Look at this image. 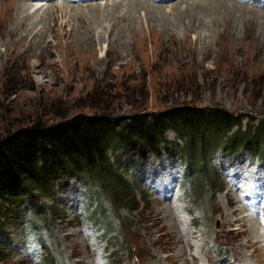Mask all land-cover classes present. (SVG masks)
Listing matches in <instances>:
<instances>
[{"label": "rangeland", "instance_id": "374dc122", "mask_svg": "<svg viewBox=\"0 0 264 264\" xmlns=\"http://www.w3.org/2000/svg\"><path fill=\"white\" fill-rule=\"evenodd\" d=\"M22 1L7 0L12 9L1 13L13 20L19 4L26 3L39 28L51 17L61 23L55 36L36 40L42 47L17 49L8 65L0 63V137L38 121L52 125L78 114L130 116L181 105L225 108L243 116L244 128L249 116L264 118V20L238 9L264 14L255 1H222L234 23L229 38L224 25L212 26L211 18L206 19L210 30L186 31L172 10L177 3L186 9L184 0H142L166 7L168 13L155 16L126 1ZM57 3L66 9L54 7ZM206 6L189 10L221 18L214 5ZM82 26L93 28L94 36H77ZM167 138L182 143L173 131ZM118 156L123 165L138 163L123 171L136 185L131 201L115 202L97 185L78 181L59 186L52 196L40 198L43 212L27 208L26 216L9 226L0 264H264V237L258 243L249 224L257 222V232L264 233V216H258L264 199L258 209L252 207L264 191L263 159L232 160L220 152L212 162L222 179L218 192L220 185L209 184L206 176L202 190L187 184L185 168L165 151L159 156L148 151L144 159L142 154ZM235 195L239 203L230 213L228 199ZM243 208L245 225L228 223ZM183 232L190 236L182 238ZM185 245L192 246L187 253L181 250Z\"/></svg>", "mask_w": 264, "mask_h": 264}, {"label": "trees", "instance_id": "16d2710c", "mask_svg": "<svg viewBox=\"0 0 264 264\" xmlns=\"http://www.w3.org/2000/svg\"><path fill=\"white\" fill-rule=\"evenodd\" d=\"M249 119L244 128L243 116L225 108L181 105L130 116L78 114L52 125L38 121L0 137V253L9 226L17 225L27 208L43 212L40 198L59 186L78 181L97 185L115 202L131 201L136 185L124 173L138 163L123 165L119 154L144 159L148 151L155 156L165 151L185 168L187 184L202 190L206 176L221 192L222 179L212 163L220 152L232 160L244 155L264 160V118ZM169 131L182 143L168 140Z\"/></svg>", "mask_w": 264, "mask_h": 264}, {"label": "bare ground", "instance_id": "6f19581e", "mask_svg": "<svg viewBox=\"0 0 264 264\" xmlns=\"http://www.w3.org/2000/svg\"><path fill=\"white\" fill-rule=\"evenodd\" d=\"M12 1V0H11ZM17 1V0H16ZM22 1V0H20ZM50 2V0H48ZM69 2H73V3H78V2H81V0H78L76 2V0H67ZM125 1L127 2V5H136L137 7L138 6H141V10L144 9L145 7H147V10L150 11L149 12H146L147 14H149L150 16L154 15L155 14H161V13H168V11L166 12L165 8L166 7H157L155 6L154 4L152 3H149V2H146V1H142V0H120V1H113V4H125ZM150 1H153L156 3H163V2H167V1H176V0H150ZM183 1V0H181ZM222 1L224 0H184L185 4L187 5V8L184 9V8H180L176 5H172V10L174 11V17L177 19V20H180V22H182V24L185 25V29L186 31H192L194 29H200V30H210V23L212 24V26H215L216 28H220L222 25H224V36L229 38V37H233L234 36V29H233V21L232 19L230 18V15L227 14L225 11H223V9H226V6H224L223 4H227L226 2L223 3ZM236 1V0H235ZM237 1H240L242 3H253V1H255V3L261 7V8H264V3L261 4L258 2V0H237ZM10 2V0H9ZM15 2V1H14ZM23 2V1H22ZM25 2V1H24ZM43 2V1H41ZM17 3V2H16ZM48 3V2H47ZM222 3V4H221ZM254 3V4H255ZM24 4V5H23ZM23 4H19L18 6V10L20 11L19 13L16 14V16L14 17V19L12 20L11 17L9 16H5L4 14L1 13V11L3 12H8L10 11L12 8L8 5L7 3V0H0V63L3 62V66L5 65H8L9 62L12 61V58H13V54H15L17 52V49H22L24 48L26 51H29L31 50L34 46H37V47H42L43 43L42 44H39L36 40L38 39H42L44 40L45 38H48L49 36L51 35H56L58 30H59V20L55 17H51V21L50 23H47V21H44V26L42 28H39V24L37 21H35L33 18H32V14H31V8L26 6L25 4L26 3H23ZM198 5H203V4H206L207 6H211V5H214V9L215 11H218L220 12V14L222 15L221 18H215V17H210L208 16L207 14H198V13H194V14H191L189 8L190 7H194V5L197 6ZM14 5V4H13ZM23 5V6H22ZM62 5V4H61ZM181 5V4H180ZM54 7H58V8H62L63 9H66V6H60V4L58 5V3L56 5H53ZM206 6V7H207ZM43 7V6H42ZM68 7V6H67ZM92 7V6H91ZM203 7V6H202ZM235 8H237L238 6H233ZM254 7V6H253ZM79 8H81L79 6ZM103 8V7H102ZM101 8V9H102ZM208 8V7H207ZM206 8V9H207ZM210 8V7H209ZM244 8V9H243ZM240 9V7L238 8L242 14L246 13V14H249V15H254L256 17H258L260 20H264V14L260 11H253V10H250L248 8H245L243 7ZM14 9V8H13ZM33 9V8H32ZM39 9V8H37ZM76 9V8H75ZM83 9V8H82ZM198 9V8H197ZM200 9V8H199ZM203 9V8H201ZM213 9V10H214ZM222 9V10H221ZM69 10V9H68ZM97 10V8H96ZM139 10V8H138ZM205 10V9H204ZM203 10V11H204ZM228 10V9H227ZM15 11V10H14ZM40 12V9L37 10ZM195 11V10H194ZM202 11V10H201ZM238 11V12H240ZM101 12V11H100ZM205 12V11H204ZM207 12V10H206ZM9 13V12H8ZM14 13V12H13ZM62 13V12H61ZM209 13V12H208ZM6 14V13H5ZM78 14V13H76ZM146 14V15H147ZM241 14V15H242ZM14 15V14H13ZM48 15V14H47ZM204 15V16H203ZM211 15V14H210ZM80 16V15H78ZM111 16V15H110ZM109 16V17H110ZM118 16V15H117ZM212 16V15H211ZM12 17V18H13ZM61 17V16H60ZM148 17V16H147ZM157 17V16H156ZM163 17V16H162ZM171 17V16H170ZM238 17V16H237ZM74 18V17H73ZM85 18V17H84ZM118 19H121V20H125V17L122 16V15H119L117 17ZM159 18V17H158ZM207 18H211V21L210 23H207L206 19ZM150 19V18H149ZM234 19V18H233ZM238 19V18H237ZM48 20V19H47ZM64 20V19H63ZM69 20V19H68ZM71 20V19H70ZM132 20V19H131ZM152 20V19H151ZM176 20V21H177ZM188 20V23L186 22ZM62 21V20H61ZM65 21V20H64ZM112 21V20H111ZM114 21V20H113ZM118 21V20H117ZM128 21V20H127ZM158 21V19H157ZM176 21L174 20V22L176 23ZM61 23V22H60ZM64 23V22H63ZM129 23V22H128ZM67 24V23H66ZM80 24V23H79ZM119 23L117 22V24H115L114 26L117 27L119 26L118 25ZM152 24V23H151ZM168 24V23H167ZM178 24V23H177ZM176 24V25H177ZM76 25V24H75ZM166 25V24H165ZM32 29H30L29 27H32ZM47 26V28H46ZM133 26V25H132ZM174 26V25H172ZM75 27V26H74ZM79 27V26H77ZM76 27V28H77ZM88 27V26H87ZM158 27V26H157ZM165 27V26H164ZM169 27V26H167ZM166 27V28H167ZM175 27V26H174ZM252 26H248V29L246 30L248 32L249 30V33L252 35L253 33V30H251ZM46 28V29H45ZM63 29V26L61 27L60 26V29ZM67 29V28H66ZM168 29V28H167ZM166 29V30H167ZM74 30V29H73ZM165 30V31H166ZM64 31V30H63ZM72 31V30H71ZM70 31V32H71ZM159 32V31H158ZM212 32V31H211ZM245 32V30H244ZM60 33V32H59ZM77 36H82L83 34L88 36V37H92V34L94 36V30L93 28H84L82 26V28H79V30L76 32ZM171 34H174V33H171ZM68 35V33H67ZM73 35V34H72ZM155 35V34H154ZM58 36V35H57ZM66 36V34H65ZM246 36V35H245ZM249 36V35H248ZM52 37V36H51ZM71 37V36H70ZM74 37V36H73ZM75 38V37H74ZM50 39V38H49ZM48 40V39H47ZM71 40V39H70ZM99 40V39H98ZM41 41V40H40ZM46 41V40H45ZM73 41V39H72ZM111 41V40H110ZM72 44V43H70ZM48 44L46 43L44 46H47ZM2 48H4L5 50L3 51ZM36 48V47H35ZM49 49V48H48ZM43 51V50H42ZM28 53V52H27ZM20 54V53H19ZM18 54V55H19ZM17 55V54H16ZM22 55V54H21ZM15 58V57H14ZM30 58V57H29ZM26 60V59H25ZM28 60V59H27ZM1 65V64H0ZM6 68H9L6 66ZM1 70V69H0ZM234 197V196H233ZM264 199V191H261V194L259 195V198L256 199L255 201V204L252 206L253 207V210L255 211L256 209H258V206L260 205V201ZM235 203H239L238 201V197L235 195L234 198H230L228 199V204L227 206L229 207L228 211L230 213L231 212V205L235 204ZM264 203V202H263ZM250 206V205H249ZM246 208V207H245ZM243 208L242 210H237L236 212V217L237 219L236 220H233L232 218L229 220L228 223H244V219L242 218V213L243 211H245L246 209ZM233 210V209H232ZM231 215V214H230ZM234 215V213H233ZM166 216V214H165ZM164 216V217H165ZM232 216V215H231ZM228 219L229 217L226 216ZM225 217V218H226ZM159 218V217H158ZM164 219V218H163ZM261 220V219H259ZM251 221H255V219H251ZM256 222V221H255ZM247 224V223H246ZM252 227V229L250 230L251 234H255L253 235L254 236V239H257L258 240V243H261L259 240L260 238H263L264 237V233L261 232H257V222L256 223H249ZM172 225V224H171ZM170 225V226H171ZM175 227V226H174ZM262 227V226H261ZM262 229L260 228V231ZM263 231V230H262ZM172 234V233H171ZM175 236V235H174ZM182 238L183 236L185 237H189L190 235L187 234L185 235V233L183 232L181 234ZM172 237V236H171ZM179 242V240H177ZM192 249V246L191 245H185L183 247V249H181L183 252H188L189 250ZM179 252V254L182 253ZM188 256V254H187ZM190 264H194L192 261L190 262ZM249 264V263H248Z\"/></svg>", "mask_w": 264, "mask_h": 264}]
</instances>
